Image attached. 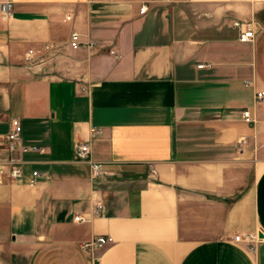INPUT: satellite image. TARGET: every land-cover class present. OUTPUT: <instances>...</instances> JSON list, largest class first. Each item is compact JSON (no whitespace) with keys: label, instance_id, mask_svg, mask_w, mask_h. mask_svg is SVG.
I'll use <instances>...</instances> for the list:
<instances>
[{"label":"crops","instance_id":"obj_1","mask_svg":"<svg viewBox=\"0 0 264 264\" xmlns=\"http://www.w3.org/2000/svg\"><path fill=\"white\" fill-rule=\"evenodd\" d=\"M261 91L264 0H0V264H264Z\"/></svg>","mask_w":264,"mask_h":264},{"label":"built area","instance_id":"obj_2","mask_svg":"<svg viewBox=\"0 0 264 264\" xmlns=\"http://www.w3.org/2000/svg\"><path fill=\"white\" fill-rule=\"evenodd\" d=\"M90 2H96L98 0H89ZM11 9L12 4L11 3H5L2 6V13L5 18H8L11 16ZM148 7L146 4H144L141 7V13H145L147 11ZM70 19V18H68ZM238 25V24H237ZM255 38V30L252 28L244 29L239 37L240 42L242 43H248L253 41ZM71 47L74 50H79L81 48H94L96 44L94 42H86L82 39L81 35L77 32H74L71 36L70 41ZM49 49V47H47ZM112 54H115L114 51L111 52ZM34 57V51H29L28 53V60H32ZM249 84V83H247ZM256 99L258 101H261L264 99V91L257 92ZM243 118L246 122L252 123L254 122L252 111L250 109L246 110L243 113ZM13 129L8 135V143L11 150V156L10 158L6 160L0 161V184H3L5 181H11L16 182L20 180V178L23 175V161L18 157V155L22 154H28V153H35V152H42L43 148L40 146H31L24 144L22 142V134H23V126L20 120L14 119L12 122ZM97 131L94 128L93 129V135H96ZM243 143H245V140H243ZM76 154L77 157L80 160L88 161L91 166V173L92 178L94 180L101 179L107 173L104 170V165L98 162H94L90 159L91 154V147L89 143L79 144L76 148ZM40 176V173L38 171L33 172V179L31 181V184H34L36 182V179ZM103 209V206L101 204L98 205L97 211H100ZM75 221L77 222H83L84 220L81 217H76ZM257 237L253 235H247L245 237L243 236H237L236 241L241 242L245 241L250 244L256 240ZM111 238L108 236H98L94 238L91 242L85 243L82 245L83 249H89V248H95L100 249L103 248L105 245H107L109 242H111ZM253 246V245H252Z\"/></svg>","mask_w":264,"mask_h":264}]
</instances>
